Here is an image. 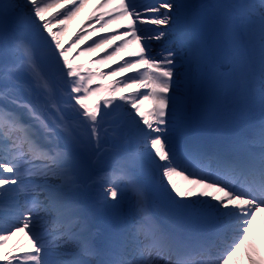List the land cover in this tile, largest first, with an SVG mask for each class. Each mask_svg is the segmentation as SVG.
<instances>
[{
    "label": "snow or ice",
    "instance_id": "6c2138e0",
    "mask_svg": "<svg viewBox=\"0 0 264 264\" xmlns=\"http://www.w3.org/2000/svg\"><path fill=\"white\" fill-rule=\"evenodd\" d=\"M92 3L0 0V264H264V0Z\"/></svg>",
    "mask_w": 264,
    "mask_h": 264
},
{
    "label": "bare ground",
    "instance_id": "6f19581e",
    "mask_svg": "<svg viewBox=\"0 0 264 264\" xmlns=\"http://www.w3.org/2000/svg\"><path fill=\"white\" fill-rule=\"evenodd\" d=\"M146 1L147 0H145V2ZM201 2H206V3H211V4H225V3H231V2L235 3V2H238V0H231V1L230 0H228V1L227 0H218V1H216V0H197V1H195V4H198ZM95 3H96V0H93V3L88 8H86L85 11L83 13H81V15L76 19L79 21V23L81 25L87 20L88 16L91 14L92 9L95 7ZM213 28L218 30V32L221 34L222 38L224 39V41L226 42V45H227L228 54L226 57L225 64L222 67L218 66L220 68L221 73L225 77H227V75L229 73L230 64H231V44H230V41L225 37V35H224L222 29L220 28L219 24L211 16L209 17V21H208L207 28L205 31V37L204 38L206 41H207V36H208L209 31ZM77 30H78V28H76V30H73V32H67V34L64 37L65 41H68L69 39H71L73 37V34ZM100 53H103V49L99 50V53H93V54L89 55L88 57L82 58L81 62H87L89 60H92ZM123 55L126 56L127 54L125 53ZM110 142H111V138H109V143H108L109 146H110ZM133 147H134V145H133ZM126 202L128 203V207H129L130 201L127 200ZM144 211H146L149 214L156 216V217H160V218L163 217L162 208H161L159 202L156 201L154 198H150L148 200V202L144 206ZM100 223L103 224V222H100ZM100 226H103V225H100ZM255 231H256L258 236L262 232H264V215H262L260 218H258V221L255 225ZM14 242L15 241L10 242L9 246H11V243H14ZM261 254L264 255V253H262V252H261Z\"/></svg>",
    "mask_w": 264,
    "mask_h": 264
},
{
    "label": "rangeland",
    "instance_id": "374dc122",
    "mask_svg": "<svg viewBox=\"0 0 264 264\" xmlns=\"http://www.w3.org/2000/svg\"><path fill=\"white\" fill-rule=\"evenodd\" d=\"M195 1H197V0H189V2L190 3H194L195 4ZM216 1H218V0H216ZM228 1V0H227ZM231 1V0H230ZM146 2H152V0H147ZM231 3H234V2H231ZM81 24L79 23V21L78 20H75L74 22H73V24H72V26L70 27V29H69V31L68 32H73V30H76V28H79V26H80ZM79 62H81V61H79ZM110 138V137H109ZM110 146L107 144H105L104 146H103V148H104V150H107L108 148H109ZM128 199H125V201H124V208L125 209H127L128 208V203L126 202ZM100 225H103V224H101L100 223ZM261 252L262 253H264V249H261Z\"/></svg>",
    "mask_w": 264,
    "mask_h": 264
}]
</instances>
